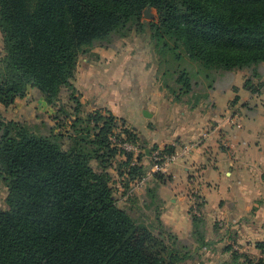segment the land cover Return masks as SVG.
Masks as SVG:
<instances>
[{
  "label": "trees",
  "instance_id": "1",
  "mask_svg": "<svg viewBox=\"0 0 264 264\" xmlns=\"http://www.w3.org/2000/svg\"><path fill=\"white\" fill-rule=\"evenodd\" d=\"M146 8L152 17H144ZM145 27L155 46L176 57L183 52L207 69L255 75L264 63V0H0V104L24 97L28 86L48 104L56 105L63 90L74 102L67 134L43 119L30 125L0 116V185L7 189L0 264H177L187 258L170 230L154 233L117 206L107 172L115 158L125 157L116 168L124 192L146 169L109 138L124 136L136 145V134L110 113L81 118L73 85L81 54ZM176 82L191 90L186 71ZM244 87L255 90L250 78ZM58 111L64 115L65 108ZM191 220L200 248L203 220Z\"/></svg>",
  "mask_w": 264,
  "mask_h": 264
},
{
  "label": "crops",
  "instance_id": "2",
  "mask_svg": "<svg viewBox=\"0 0 264 264\" xmlns=\"http://www.w3.org/2000/svg\"><path fill=\"white\" fill-rule=\"evenodd\" d=\"M93 52L94 59L84 57L81 64L78 60L75 70L73 85L81 112L110 113L120 128L133 131L140 165L149 167L154 147L173 146L178 150L186 142H197L185 157L169 166L166 181L157 186L164 224L175 231L182 219L175 207L168 206L162 189L176 175H183L186 190L179 198L175 193L171 201H185V213L189 215L195 197L202 199V248L210 254L208 260L229 264L234 253V264H264V63L255 75L236 69L240 84L233 86L221 111L215 92L208 109L201 103L190 106L168 95L156 82L157 67L143 46L112 45ZM247 78L254 92L244 87ZM58 108V102L48 104L40 91L28 86L24 97L8 107L0 104V116L24 122L37 121L42 115L57 131L58 119L68 124L73 120L72 116H56ZM120 159L125 161L122 156ZM6 195L7 189L0 185V206ZM189 221L191 235V215Z\"/></svg>",
  "mask_w": 264,
  "mask_h": 264
},
{
  "label": "rangeland",
  "instance_id": "3",
  "mask_svg": "<svg viewBox=\"0 0 264 264\" xmlns=\"http://www.w3.org/2000/svg\"><path fill=\"white\" fill-rule=\"evenodd\" d=\"M150 15L152 17L151 12ZM128 44L135 46V48L143 46V49L147 51L146 53H151V57L157 67L155 75L156 82L164 88L168 95L173 96L176 101H181L190 106L201 103L204 109H208L211 108V104L209 105L210 96L212 92H215L214 95L217 99V106L223 111V109H225L227 98L231 96L233 92V86L235 84H240V80L236 79V70L207 69L201 63L189 59L183 54V52H181L180 57H176L171 49L163 46H155L151 40L150 29L148 27H145L140 31L132 30L127 36L123 37V39H113L111 44L106 46L97 45L93 50L107 48L112 45L120 46ZM84 57L94 59L93 52L91 51L81 54L79 57L80 64ZM259 66L260 65L255 69L257 70ZM246 70H248L250 74L252 73V70ZM182 71H186L189 77L191 90L188 92L184 91L182 84L176 82V78ZM35 89L39 92L37 88ZM73 104L74 102L68 99V92L63 90L60 94L58 106L59 108H65L64 115L68 111L69 114L73 116ZM81 111L82 108H80V115H78L81 118H87L88 114H82ZM64 115L60 114L57 110L56 116L63 118ZM38 117L39 119L37 121L29 119L24 122L31 125L44 119L42 115H39ZM70 124L64 122L62 119H58L55 127L57 130L56 132H61L63 134L72 132L73 128ZM66 128H68V130H66ZM91 133L92 132H90V134ZM64 143L68 144V140H64ZM187 143L189 142H186V144ZM137 155L136 159L138 158ZM120 158L121 155L117 156L107 170L110 176L109 185L116 198L117 206L125 210L138 224L149 227L154 233H166V231L168 232V230H170L177 238V241H175L177 248L188 255L185 260L178 262L177 264H216V259L213 261L208 260L210 254H206L202 246L198 248V244L195 242L196 237L193 234L190 235L189 217L190 215H196L197 217L202 218L201 206L199 208V205L202 204V199L200 197H195L194 205H192V207L189 206V215H186L185 213V201L181 202L179 199L175 203L171 201V198L174 197L175 193L178 194L179 198V194L181 195L185 192V177H183V175H176L171 184H166L162 189L164 199L168 203V206L175 207L178 211V215L182 216V219L179 220V225H177L174 231L161 220L162 202L157 193V186L166 181L165 173H157L160 176L159 178L156 177L154 180L148 179L143 186L132 190L131 194L128 195L126 194L128 188L126 189L127 191L124 192L121 187L120 183L122 177L119 176L116 169L121 162H123ZM140 159L142 158L140 157ZM90 165L95 171L99 170L95 160H91ZM200 232L203 236L205 235L204 227H202Z\"/></svg>",
  "mask_w": 264,
  "mask_h": 264
},
{
  "label": "built area",
  "instance_id": "4",
  "mask_svg": "<svg viewBox=\"0 0 264 264\" xmlns=\"http://www.w3.org/2000/svg\"><path fill=\"white\" fill-rule=\"evenodd\" d=\"M121 137L122 138L116 139L114 136H111L109 139H110L111 144L114 147L119 148L123 150L124 152H131L133 154L132 164L136 163V155L138 153L137 145L126 141L124 136H121ZM196 146H197V142H189L187 144L181 145L178 150H173L171 152H168L165 149V147L164 148H160V147L153 148L150 152V156H149L150 163H149V167L146 169L145 175L140 179L131 181L129 183V189L126 192V194L129 195L131 194L132 190H135L143 186L145 182L151 177H153L155 174L165 173L171 164L185 157L190 152V150Z\"/></svg>",
  "mask_w": 264,
  "mask_h": 264
},
{
  "label": "water",
  "instance_id": "5",
  "mask_svg": "<svg viewBox=\"0 0 264 264\" xmlns=\"http://www.w3.org/2000/svg\"><path fill=\"white\" fill-rule=\"evenodd\" d=\"M149 11H150V9L149 8H146V10L144 11V17H146V18H150L151 17Z\"/></svg>",
  "mask_w": 264,
  "mask_h": 264
}]
</instances>
